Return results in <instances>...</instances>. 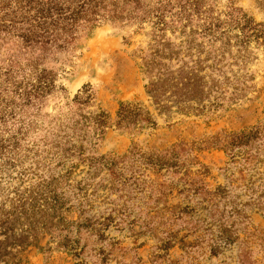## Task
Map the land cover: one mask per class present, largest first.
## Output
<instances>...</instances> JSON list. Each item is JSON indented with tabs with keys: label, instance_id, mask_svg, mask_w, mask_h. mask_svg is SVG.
<instances>
[{
	"label": "rangeland",
	"instance_id": "374dc122",
	"mask_svg": "<svg viewBox=\"0 0 264 264\" xmlns=\"http://www.w3.org/2000/svg\"><path fill=\"white\" fill-rule=\"evenodd\" d=\"M78 1L0 0V264H264V0Z\"/></svg>",
	"mask_w": 264,
	"mask_h": 264
},
{
	"label": "trees",
	"instance_id": "16d2710c",
	"mask_svg": "<svg viewBox=\"0 0 264 264\" xmlns=\"http://www.w3.org/2000/svg\"><path fill=\"white\" fill-rule=\"evenodd\" d=\"M78 2L79 3H77L74 9H69L67 11L58 12L57 20L59 21V25H60L59 28L53 30L52 32L48 31L47 29H41L42 36H44L45 34L48 35V33L50 32L49 36H52L53 42L62 40L60 45H58L59 49H68L71 46L70 44L76 38L75 32L78 30V27L76 28L75 25L80 16L82 18V21L80 24H83V26L88 27L94 24L96 21L98 22V19L96 18L97 10H98L97 8L99 5L103 4V1L82 0V2H80L79 0ZM78 5H79V8H77ZM231 20L233 21V18ZM242 20H243L242 32L244 34L245 39L253 38V36L257 40H260V38L264 39V27L262 25L257 24L252 18L247 17L246 15L242 17ZM59 25L57 24L56 26H59ZM9 26L10 24L2 23V21L0 20V34L17 32V35H21L25 39L26 42L32 41L31 33L36 34L35 33L36 29L29 28L26 31H19L15 29L13 30ZM44 46L45 45H42V47Z\"/></svg>",
	"mask_w": 264,
	"mask_h": 264
}]
</instances>
